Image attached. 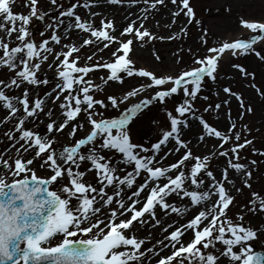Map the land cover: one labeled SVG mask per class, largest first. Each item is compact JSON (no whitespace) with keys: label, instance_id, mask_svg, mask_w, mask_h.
<instances>
[{"label":"snow or ice","instance_id":"obj_1","mask_svg":"<svg viewBox=\"0 0 264 264\" xmlns=\"http://www.w3.org/2000/svg\"><path fill=\"white\" fill-rule=\"evenodd\" d=\"M13 2L14 0H0V18H2L0 29L4 30L9 38L13 33H17L15 39L19 41L13 47L0 37V50H2L0 67L16 72L15 77L7 84L0 80V102H3V106L9 110L7 118L16 116L22 109L24 115L18 119L16 131L20 132V136L16 138V142L23 141L20 149L25 153L33 150V154L28 159L17 154L15 160L11 162L0 156V167L5 170V174H0V264H133L145 255L140 251L145 240L137 238L134 234H128L127 230L133 226V222L145 223L143 218L146 214L155 218V209L158 206L165 212L170 210L179 215L188 212L190 206H196L198 211L183 226L175 228L165 237L173 251L170 255L161 257L156 264H173V261L176 264H186V262L217 264L220 257H226L228 264H264V250H256L251 243L259 238L260 230L250 224L245 225L243 214H238L240 222H234L228 215L229 207L235 200V196L225 184L227 182L235 187V181L229 179L228 168L223 169L221 178L217 179L209 167L210 156L194 155L188 142L182 138V131L189 126L188 117L191 116L202 126V134L198 139L203 141L205 136L218 139L220 144L217 147L223 149L219 155L229 158L228 165L244 177L243 185L251 187L249 181L252 171L249 165L233 160L239 161V150L252 144V140L244 139L243 143L233 142L228 148H224V145L229 144L230 141L241 140L240 132L236 131V124L230 123L227 132L218 129L203 116L197 115L195 100L205 87L206 79L217 82L219 61L225 52H231L233 56L254 53L264 60V55L254 47L258 42L264 41V21L241 18V26L256 33L255 35L248 39H236L222 42L218 46H209L204 56L194 57V63L199 67H191L175 75L158 76L152 71L137 69L134 66V62L129 58L133 39L125 41L110 34L115 31L112 21L104 20L101 26L96 27L77 14L78 7L90 9L93 0H87L83 4L77 0L60 14L61 17H74V23L69 24L68 29H80L95 38V41L91 38L85 39L84 45L107 41L104 44L107 48L109 44L116 42L117 47L112 52L114 59L103 64L80 66L79 57L73 55L79 51L76 45H65L68 51L55 55V60L60 61L56 65V75L59 77L55 85L56 95L54 97L52 93L45 95L52 97L55 102L60 100L63 93H68L59 105L64 119L59 123L50 120L46 126L47 134L42 135L25 128L24 125L30 117L39 118V114L44 112L45 100L40 97L30 100L28 88L24 89L21 96L15 97L9 96L2 89L13 86L18 88L25 83L33 86L47 85L49 80L41 79L37 73L41 63L48 60V55L53 52L49 47L50 41L60 43L61 36L54 33L49 39H44L38 44L28 27L33 17L45 19L37 9L38 0H25V6L30 7V13L27 15L14 13ZM110 2L120 4L122 0H110ZM176 2L177 0H172L173 4ZM51 3L56 4L57 0H51ZM157 3L162 4L163 0H152L151 6L154 8ZM180 3L182 8H178L174 15L186 10L185 14L191 22L195 19V12L190 6V0H180ZM61 23L63 20L58 19L56 27L58 28ZM48 27L52 28L53 25L50 24ZM142 28L143 24L137 27L135 22H132L123 29L121 36L134 35L141 41L145 37L155 39L146 29L141 30ZM182 31L186 30L182 29ZM204 43H207L206 39ZM61 56H63L62 60ZM88 60L91 61L92 57L89 56ZM232 67L238 69L245 77L255 78V73L248 72L243 65L234 64ZM98 68L109 71L106 78L101 77L105 84L110 80L123 83L124 75L147 78L145 83L128 91L122 97L109 95L107 100L114 109H120L121 104L132 97L151 89L155 91L149 92L148 96L122 109L117 116L103 118V113L95 110L96 105L107 108L108 104L93 95L95 91H102V88L99 84H94L91 79H85L90 72ZM252 86L255 87L254 84ZM220 91L226 94L225 99L220 103L208 105L205 111H218L222 105L230 104L231 97L237 99L242 109L241 116L245 109L248 112L252 111L251 106L245 105L241 93L233 91L229 86H222ZM181 93V102L175 104L172 109L166 110L169 125L166 130L161 131L156 142L149 147L134 143L129 131L131 122L152 105L158 103L166 106L168 101ZM260 94L264 96V92ZM216 95L219 96L220 92ZM204 99L208 98L204 97ZM82 111L87 113L91 125L90 131L83 138L75 139L71 145L60 144L59 149L54 148L53 145L58 142L51 133L62 132L70 122L76 121L68 133L69 136L75 137L77 129L83 127V124L77 120ZM45 115L51 117L52 110L50 109ZM97 115L102 118L96 119ZM228 117L231 120V109L228 110ZM152 123L157 122L153 120ZM244 127L247 129V125ZM248 131L250 132L251 129ZM8 135L14 138L12 133ZM170 142H174L175 147L170 149L168 154L180 152L181 149L185 151L176 162L163 166L161 164L163 158L157 159V155L162 146ZM104 149L119 153L122 162L131 165L132 170L123 176L118 175L117 167L103 155ZM253 151L259 152L258 149ZM144 153L150 154L144 155ZM230 153L233 154L232 157ZM260 154L264 155V152ZM37 160L40 161V167L50 170V175L41 177L36 174L31 166ZM190 160L193 163L187 165L186 162ZM85 161L89 162L90 168L81 170V164ZM256 163L255 160L251 161L252 165ZM93 170L98 179L96 186L84 180L86 172ZM141 176H143L141 183L137 184L135 190L127 196V200L131 202L126 203L122 196L124 188L121 186L126 185L131 188L136 184L137 177ZM205 177L210 178L206 190H190L191 186H195L196 189L201 188ZM58 181V187L53 188L52 185L57 184ZM109 186H115L111 195L106 190ZM241 190L236 189L237 192ZM141 193H144L143 200L140 199ZM172 194L182 200L188 198V205L178 207L175 203H170L167 197ZM252 195L254 199L249 201L252 207L248 210L264 211V197L256 192ZM209 201H211L210 207ZM114 202L117 207H111ZM98 204L100 206H97ZM137 204L141 207L137 208ZM105 205L109 206L108 211L101 215ZM128 213L131 215L127 219H120ZM154 222L159 224L160 220L154 219ZM164 230L167 231V228ZM189 230L193 233V237L185 242L182 237ZM218 242L223 246L221 249H217ZM160 243L163 244V241ZM209 248L216 249L219 255L205 251Z\"/></svg>","mask_w":264,"mask_h":264},{"label":"rangeland","instance_id":"obj_2","mask_svg":"<svg viewBox=\"0 0 264 264\" xmlns=\"http://www.w3.org/2000/svg\"><path fill=\"white\" fill-rule=\"evenodd\" d=\"M20 1L21 0H14L12 4V10L14 13L19 10L18 7ZM76 2L77 0H58V3L55 5L51 3V0L38 1L37 9L39 13L45 16V19L40 20L35 17L32 18L30 26H38L30 30L34 40L39 44L42 42V40L50 38L52 35V29L49 28L48 25L52 21H54L55 25H57L58 19H68L74 23V17H61L60 14L70 5ZM79 2L80 4H83L87 2V0H79ZM148 2L150 3L152 0H148ZM43 3L45 6H43ZM123 6L124 5L120 7L123 8ZM190 6L195 12V19H192L191 22H189L190 18L185 14L186 10L179 12V15H174V13L178 11V8H182L180 0H177L176 4H173L172 0H163L162 4L157 3L154 8L151 6L152 11L150 14H148V16H144L146 14L142 13L141 11L138 13L139 16L136 18V21H134L136 26L139 27L141 24H143V28L141 30L146 29L152 34L153 37H155V39L145 37V39L141 41L135 38L134 35H128L126 38H121L125 41L126 39H133V44L131 45L132 50L129 53V58L134 62V66L137 69L143 68L160 76L165 74L175 75L188 68L199 67L198 64L194 63V57L204 56L206 54V49L209 46H218L222 42H230L236 39H248L252 35L256 34L241 26V18L245 20L264 21V0H190ZM56 8L58 11L56 13H52ZM89 10L81 6L76 9V12L81 16L82 19L89 20L96 27L101 26V22L104 20L112 21L114 26L121 23L120 20L108 18V16H105L103 20L102 18H99L100 16H97L98 14L88 15ZM29 13L30 7H27L26 15ZM164 17L165 20H163ZM119 18L122 17L119 16ZM94 21L96 24H94ZM149 22L150 25L154 24L153 28L150 26L147 28L146 24ZM60 25L61 24H59V26ZM128 25L129 23L127 20L120 25L121 27L119 30L122 31ZM182 29H185L186 31H182ZM78 30L81 37L75 42V44L72 43V45H76L79 48V51L73 55L79 57L80 66L96 63L103 64L114 59L112 52L117 47L116 42L109 44V47L107 48L104 47V44L107 43V41H96L91 45H84L83 41L85 39L91 38L95 41V38L91 37L90 33L88 32L80 29ZM169 37L173 38L170 39ZM205 39L207 40V43H204ZM18 43L19 41L16 40L11 46L14 47ZM50 46H52V44ZM254 47L261 52V55H264V41L258 42ZM62 51H68V49L62 48L60 52ZM0 55H2V52ZM89 56L92 57L91 61L88 60ZM240 57L241 58L238 56H233L231 52H225L223 54L219 61L217 82H212L206 79L205 87H203L201 93L195 100V107L198 110V116H203L210 124L215 127L220 126L222 131L227 132L230 123L236 124V131L240 132L241 140L230 141L229 144L224 145V148H228L233 142L243 143L244 139L252 140V144L246 145L245 148L239 150V161L233 160V162H240L249 165V168L252 171V177L249 181L251 187L249 188L243 185L242 180L244 177L241 175L235 187L231 188V192L235 196V200L229 207L228 215L233 219L234 222H240L238 220V214H243V223L245 225L250 224L253 228L260 229L264 224V211L257 210L256 212H251L248 209L252 207V205L249 204V201L254 199L252 195L253 192L259 193L261 197H264V155L260 154L261 152H264V96L260 94V92H264V60H261L254 53ZM54 59V52H52L48 55V60L41 63V66L43 64L45 67H47L48 64ZM60 59L62 60L63 56H61ZM69 59L71 60V57ZM59 62L60 61L55 60V64H53L51 68L46 69L43 66V68H40L39 72H43L44 77L47 78L51 72L56 73V65L59 64ZM234 64L243 65L248 72L255 73V78L253 79L251 76H243L238 69L232 67ZM9 71L11 70L6 69L5 67H0V79L9 73ZM108 75L109 71L107 69L98 68L90 72L88 76L85 77V79H91L94 84H99L102 88V91H95L93 95L96 99L104 100L105 103L108 104L107 108H101L99 105H96L95 110L102 112L103 118L117 116L122 109L129 107L132 103L138 102L143 97L148 96L149 92L155 91V89H151L136 97H132L127 102L121 104L120 109H114L111 107L110 101L107 100L109 95L121 97L133 88L145 83L147 78L139 76L128 77L127 75H124L123 83L110 80L107 82V84H105L101 80V77L106 78ZM253 84L255 87L252 86ZM222 86H229L233 89V91L241 93L245 105L251 106L252 111L248 112L245 109L243 110V115L241 116L242 109L240 108V105L235 97H231L230 104L222 105L218 111H205V108L208 105L220 103L225 99L226 94L220 91ZM257 89L260 91L258 92ZM41 90L42 88L39 86L36 95H29L30 100L40 97ZM217 92H220L219 96L216 95ZM67 94V92L63 93L60 96V100H64V96ZM204 97H207L208 99H204ZM181 100L182 93L179 96H174L170 101L167 102L166 106L157 103L152 105L149 109H146L129 125L132 141L138 145H144L145 147H149L152 143L156 142L161 134V131L166 130L169 125V120L166 116V110L172 109L174 105L181 102ZM229 109H231V120L228 117ZM4 114H8L7 116H9V110L5 108ZM5 118L6 117H4V115H1L0 117V156H4L5 150L9 147L11 148L13 145L16 147L18 144L16 142V138L20 136V133L19 135L14 136L16 129L9 132L6 131V125L9 122L8 120L12 117L4 120ZM95 118L99 120L102 117L97 115ZM78 119H84V123H82V128L77 129L76 136L66 137L65 134L69 133V127H66L62 133H59L61 138L57 141V144L53 145L54 148H57V146L60 144L65 146L71 145L74 143L75 139L86 136V134L91 129V125L87 118V113H80L77 120ZM153 120H155L157 123L153 124ZM188 121L196 123L198 127V134L201 135L202 126L200 123L191 116L188 117ZM59 122L60 121H57V123ZM10 125L14 126V123H11ZM245 125H247V129L244 127ZM42 126L43 127L38 128L36 123H34L31 128L27 129H32L42 135L47 134L46 124H43ZM184 129L187 130V127ZM248 129H251V131L249 132ZM9 133H12L14 138H10L8 135ZM183 139L188 142L190 148L189 140L185 138ZM190 139L193 140V136H191ZM19 143L22 144L24 142L20 141ZM168 144H170L172 148L175 147L174 142H170ZM253 149H258L259 152H254ZM207 150L208 148L204 147L203 151L208 152ZM30 151L33 154V150ZM84 151H87V149H84ZM181 151L182 152H180V154L177 156L178 158L185 150L181 149ZM194 151V155L209 156L203 153V151L199 148H196ZM167 152L168 151H163L161 149L157 156L162 157ZM17 154L23 156L24 158L27 155L24 151L14 152L11 155L10 162L15 160ZM149 154L150 153H144V155ZM103 155H105L108 160L114 163L118 169V175L123 176L126 172L132 170V166L124 164L120 159V154L114 150L104 149ZM232 156L233 154L230 153V157ZM228 159L229 158L219 155V153L217 157L210 156V162L213 163V161L217 160L219 163L224 164V168H228V170H234L228 165ZM252 160L257 161V163L252 165ZM38 162L36 161L31 166L35 169L36 174L41 177H47L50 175V170L46 167H40V161L38 160ZM191 163H193L191 160L186 162L187 165H191ZM34 165H37V167H34ZM87 166H90L89 162H83L81 164V170H87ZM213 167L214 166H211L210 169L214 172ZM37 168L41 171L38 172ZM0 173H5V170L2 167H0ZM221 173L222 172H220V174ZM205 179L209 178L205 177ZM84 180L91 182L94 186L98 184L97 174L94 170L87 171L86 175L84 176ZM225 184L226 187L230 188L226 182ZM52 187L57 188L58 184H54ZM132 188L135 187L132 186ZM237 188L242 190L237 192ZM195 189V186L190 187V190ZM125 201L126 203H129L128 200L125 199ZM73 203H75V201H73ZM138 205L140 204L136 205L137 208L140 207ZM246 205L247 207H245ZM258 236L259 238L257 240L251 241V243L256 250H264V238H262L259 233ZM58 239L59 237L57 240ZM221 246L222 245L218 242L217 248ZM205 251L217 252L216 249L211 248L206 249ZM169 253L157 256V253L154 254V252H146L142 258H146L147 263L153 261V263L156 264V262L161 257L166 256ZM136 263L137 261L133 262V264ZM173 264H176V262L173 261Z\"/></svg>","mask_w":264,"mask_h":264},{"label":"bare ground","instance_id":"obj_3","mask_svg":"<svg viewBox=\"0 0 264 264\" xmlns=\"http://www.w3.org/2000/svg\"><path fill=\"white\" fill-rule=\"evenodd\" d=\"M38 1H41V0H38ZM57 3H58V0H57ZM151 4H152V2H150V3L145 2V0H122V2L120 4H113L110 2V0H93L92 6L90 8L91 10H89V9H87V10H89L88 15H92V13H95V15L98 14L97 16L98 17L100 16L99 18H102V19L105 16H108V18L120 20L121 23L114 26L115 31L111 32V34L118 36V37H121V38H126V37H128L127 35H124L126 37L121 36V33L123 30L122 31L119 30V28L121 27L120 25L123 24L127 20H128L129 24L136 21V18H138V16H139L138 13L140 11L142 13L146 14L144 16H148V14H150V12L152 11L151 10L152 9ZM122 5H124L123 8L120 7ZM43 6H45L44 3H43ZM18 8H19V10L16 11L15 13L26 14L27 6H25V0L20 1ZM57 11L58 10L56 8L54 10V12H52V13H56ZM119 16H121L122 18H119ZM117 17H118V19H117ZM0 19H2V18H0ZM163 20H165V17L163 18ZM71 23L72 22L70 20L63 19V23H61V25L57 28L56 25L54 24V21L50 22V24L53 25V27L51 28L52 29V35L55 33V34L61 36V42L60 43H56L54 41H50V43H49V47H51L53 49L54 58H55V55L58 54L62 48H66V47H64L65 45H72V43L75 44V42L81 37L78 29H76V28L71 29V30L68 29V25ZM94 24H96L95 21H94ZM155 25H156V23H155ZM28 26H30V24ZM146 26H147V28H149V26L151 28H153L154 24L150 25V22H149L146 24ZM35 27H38V26H33V27L30 26L29 29L31 30L32 28L34 29ZM16 35H17V33H13L11 38H9L7 33L4 30L0 29V37H3L5 42L10 43L11 45L14 44V42L16 41V39H15ZM126 40H128V39H126ZM51 44H52V46H50ZM1 52H2V50H0V53ZM53 64H55V59L52 60L48 64V66H47L48 68L45 67L43 64H42L41 68H43V66H44L46 69H49L53 66ZM49 65H51V67ZM15 75H16V72L11 70L4 77H2L0 80L5 81V83L7 84L12 78L15 77ZM37 75L41 79L45 78L43 75V72H39V73H37ZM47 79L49 80V83L47 85H43V84L39 85L40 88H42V90L40 92V98L45 100L44 112H41L39 114L38 119L31 118V117L28 118V120L25 121V125H24L25 128H31L34 123H36V126L39 128V127H43L42 126L43 124H46V126H47V124L50 122V120H55L57 122V121H61L62 119H64V117L62 115V110L59 107L60 103L63 100H56L54 102L52 99V97H54L56 95L55 85L59 81V77L56 75V73L51 72L49 74V76L47 77ZM38 87H35L33 85H28L27 83H25V84H22L18 88L14 87V86L13 87H5L2 90H4L6 92V94H8L9 96L15 97V96H21L24 89L28 88L29 89V95L33 96V95L37 94ZM46 93H52V97L45 95ZM14 103H15V101H14ZM17 106L19 107L20 105H17ZM50 109L52 110V116L48 117L47 115H45V113H47ZM4 110H5V107L3 108V103L0 102V117H1V115H4V117H6V118L9 117V116H7L8 114H4ZM22 116H23V111L21 109V111L18 112L16 114V116H13L11 119L8 120L9 122L6 125V131L9 132V131L15 130L17 127L16 125L18 124V119ZM6 118L4 120H6ZM79 122L84 123V120H80ZM11 123H14V126H11L10 125ZM15 123H16V125H15ZM75 123H76V121L69 123L68 131L73 126V124H75ZM217 128L221 130L220 126L219 127L217 126ZM182 132H183L182 137L189 140L190 149L192 150L193 154L195 153L194 150L196 148H199L200 150L203 151L204 147L208 148V150H207L208 152L203 151V153H205L206 155L212 156V157H217L218 153L220 151H222V149H219L217 147L220 142L215 137L205 136V139L203 141L198 139L200 135L198 134V127H197L195 122L190 121L189 126L187 127V130L184 129V131H182ZM19 133L20 132L15 131L14 136L19 135ZM51 136H54L57 141L61 138L60 134H57L55 132L51 133ZM65 136L68 137L69 136L68 133H66ZM191 136H193V140L190 139ZM20 144L21 143H18L17 146L14 148L9 147L8 149H6L5 154L3 156L4 159L10 160L9 157L14 152L23 151L22 149H20ZM57 148L59 149V146H57ZM170 149H172L170 144L163 146L162 150L168 151L166 153L167 155L165 154L162 157L157 156V159L163 158V159H161V164L163 166H168L169 164L176 162V160L178 159L177 156L180 154V152H182L180 150V152H173L171 154H168ZM213 153H215V154L213 155ZM26 154H27V159L31 158V156H32L31 151L27 152ZM37 162H38V160H37ZM211 166H214L213 167L214 174L216 175L217 179H220L221 178L220 172H222V170L225 169L224 164L219 163L217 160H215V161H213V163L210 162L209 167H211ZM34 167H37V165H34ZM87 167L90 168V166H87ZM37 171L39 172L41 170L38 169ZM0 174H5V173H0ZM228 174H229V179L234 180L235 185H236V183L238 182V180L241 176V173H238L235 170H228ZM142 178H143V176L137 177L136 184H134L133 187L136 188V185L141 183ZM209 179H205V182L201 186V188L195 189V190H198V191L206 190L208 188V185H209ZM57 184H59V181L57 182ZM228 185L230 187L229 189L231 190V188H233V186L231 184H228ZM114 187L115 186H109L106 189L108 191L109 195L112 194ZM121 187L124 188V192H123L122 196L124 199L127 200V196L130 195L135 190V188H132V187L129 188L126 185L121 186ZM145 192H147V189L145 190ZM143 198H144V193H141L140 199L143 200ZM118 199H119V197H118ZM133 199H135V197H133ZM167 200L170 203H175L178 207H184V206L188 205V198H184L182 200L180 197L176 196L175 194H172L169 197H167ZM130 202L131 201H129V203ZM97 206H100V205L98 204ZM138 206H140V205H138ZM208 206L209 207L211 206V201L208 202ZM111 207H117L115 202L111 205ZM200 207L202 208L203 205H201ZM108 208H109V206L105 205L102 209L101 215L103 214V212H107ZM196 211H198V208L196 206H190L188 212H186L183 215H179L177 213L171 212L170 210L165 212L164 210H162L158 206L155 209V213H156L155 218L149 217L146 214L145 217L143 218V219H145V223L141 224L139 222H133V226L129 230H127V232H128V234H134L137 238L145 240V243L142 245V247L140 249L141 252H144V253L154 252V254L157 253L156 254L157 256L163 255V254L169 253L170 251L171 252L173 251V249L169 245V241L167 239H165V237H167L171 233V231H173L175 228L183 226L193 216V214ZM130 215H131V213H128L126 216L120 217V219H127ZM154 219H159L160 223L156 224L154 222ZM169 225H171V227H169ZM165 228H167V231L164 230ZM259 230H260L258 232L259 235L262 238H264V224ZM191 237H192V232H191V230H189L182 237V239L185 242H188V241H190ZM160 241H163V244H161ZM165 245H168V247H165ZM222 247L223 246H221L217 249H221ZM149 249H151L152 251H149ZM171 252L168 255H170ZM215 253L217 255H219V252H215ZM150 263L154 264L153 261L147 263L146 258L141 257L140 261H137L136 264H150ZM217 264H228V259L226 257H220V259L217 261Z\"/></svg>","mask_w":264,"mask_h":264}]
</instances>
